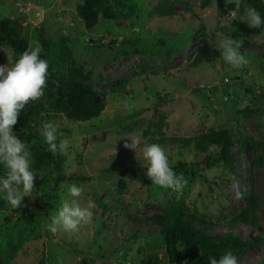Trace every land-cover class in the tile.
<instances>
[{"label": "rangeland", "instance_id": "374dc122", "mask_svg": "<svg viewBox=\"0 0 264 264\" xmlns=\"http://www.w3.org/2000/svg\"><path fill=\"white\" fill-rule=\"evenodd\" d=\"M244 4L264 18V0H242L239 8L236 0H0V22L17 28L27 50L42 38L50 42V63L68 98L91 93L104 106L97 118L69 119L68 103L48 82L25 104L19 117L34 124L30 131L16 124L13 132L28 143L36 178L18 208L6 202L0 209V264L160 261V231L182 218L213 235L261 238L236 264H264V28L247 25ZM218 33L243 41L247 65L223 60ZM15 60L0 34V65ZM49 122L62 133L57 143L67 141L58 169L35 158L39 137L31 133L40 136ZM223 130L232 141L230 166L209 138ZM136 137L135 151L123 147ZM145 143L160 145L172 168L196 171L182 189L148 179ZM72 183L82 188L81 207L93 205L92 218L75 232L51 233L45 225Z\"/></svg>", "mask_w": 264, "mask_h": 264}, {"label": "clouds", "instance_id": "9594fccd", "mask_svg": "<svg viewBox=\"0 0 264 264\" xmlns=\"http://www.w3.org/2000/svg\"><path fill=\"white\" fill-rule=\"evenodd\" d=\"M242 0H236L239 8ZM246 23L251 28H264V18L256 7L243 5ZM229 16L221 17L219 21H228ZM220 37V56L233 66L240 67L249 63L241 53L243 41L233 39L223 33ZM42 47L35 45L21 53L11 66L0 65V166L3 174L0 175V192L4 193V199L16 209L25 197H29L34 190L36 176L32 170V153L28 143L19 139L13 132V126L17 124L18 116L29 100H35L44 94L47 85L49 62L41 57ZM131 110L133 105L126 104ZM40 135L47 150L53 154L64 151L67 141L60 140L62 135L58 127L49 122L43 125ZM124 143L126 149L136 150L140 144L139 137ZM142 156L146 162L145 175L157 187L179 190L187 183L182 174L176 173L169 164V158L165 150L156 143H145L142 147ZM82 188L72 183L67 188L68 199H65L58 210L49 217L50 222L45 225L47 231L55 233L58 230L75 232L82 223H87L92 218L90 209L92 204L81 207L76 199L80 197ZM239 196V193H237ZM237 257L229 250L219 258L209 256L207 264H236Z\"/></svg>", "mask_w": 264, "mask_h": 264}, {"label": "trees", "instance_id": "16d2710c", "mask_svg": "<svg viewBox=\"0 0 264 264\" xmlns=\"http://www.w3.org/2000/svg\"><path fill=\"white\" fill-rule=\"evenodd\" d=\"M83 15L87 21L86 26L90 27L89 7L84 5L82 9ZM254 29V28H252ZM0 34H2L8 44L15 50L16 59L19 55L27 50V43L20 35L16 27L12 26L9 21L0 22ZM41 40L42 53L41 57L49 62L47 82L52 91L62 101L68 103V110L65 112L69 119L77 121H86L97 118L103 110V105L100 97L94 94L81 92L73 98H68L66 92L63 90L61 83L58 80L56 68L50 63L49 56L51 54L50 42L46 39ZM166 97L159 98L158 105L165 104ZM17 124L20 128L30 131L31 125L34 121L31 119H24L19 117ZM33 137H39V150L35 155L36 160L45 164H53L58 169L61 166L62 159L59 153L53 154L47 150V145L44 143L42 136L36 135L35 131L31 133ZM211 144L219 147V158L225 165L230 166L231 157L228 154L232 146L231 137L227 131L214 132L209 136ZM189 144V143H187ZM241 150H243L246 142L241 140L239 142ZM173 170L185 176H193L196 172L186 167L185 165H177ZM133 173L134 171H130ZM3 174V168L0 166V175ZM76 179L73 176H61L59 180ZM80 178V177H79ZM76 180H85L84 178ZM7 201L4 199V193H0V209H2ZM162 237V251L161 259L159 261L158 255H150L146 264H207L209 256L219 258L225 251H231L235 256L243 252L245 249H254L260 245L261 238L244 240L235 235H213L209 231L196 227L191 221L187 219H179L169 221L163 226L160 231ZM137 236L135 233L134 237ZM96 264L95 262H93Z\"/></svg>", "mask_w": 264, "mask_h": 264}]
</instances>
